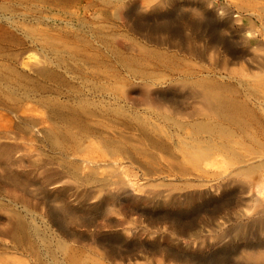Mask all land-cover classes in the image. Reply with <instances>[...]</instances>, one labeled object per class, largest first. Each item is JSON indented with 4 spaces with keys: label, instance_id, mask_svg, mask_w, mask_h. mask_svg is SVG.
Segmentation results:
<instances>
[{
    "label": "rangeland",
    "instance_id": "374dc122",
    "mask_svg": "<svg viewBox=\"0 0 264 264\" xmlns=\"http://www.w3.org/2000/svg\"><path fill=\"white\" fill-rule=\"evenodd\" d=\"M0 69V264H264V168L239 172L264 160V0H0ZM205 82L249 95L244 160L194 157L228 140L195 127Z\"/></svg>",
    "mask_w": 264,
    "mask_h": 264
},
{
    "label": "bare ground",
    "instance_id": "6f19581e",
    "mask_svg": "<svg viewBox=\"0 0 264 264\" xmlns=\"http://www.w3.org/2000/svg\"><path fill=\"white\" fill-rule=\"evenodd\" d=\"M142 26V25H141ZM145 26H142V28H139L140 30L138 31H142L143 36L147 37L150 40H155V41H164L165 39L160 37V38H153L152 37V33L150 30H147L146 28H144ZM153 38V39H152ZM59 46H57L56 44H54V51L56 52L58 50ZM67 52L70 53V57L69 60H73L76 61L77 60V56L75 54V52L73 51H69L67 50ZM61 53H63L61 51ZM60 55V53H59ZM64 55V54H62ZM64 60H67L66 58ZM84 72V70L82 71ZM92 74H98V72H93ZM84 76H91L90 74H87V72H84ZM0 79H5V75L3 74L2 70L0 69ZM8 79V77H7ZM63 82L65 84H68L69 82H67L66 80H63ZM116 83L119 84L118 81H116ZM116 83H114V87L116 85ZM243 84V86H247L248 82L247 81H242L241 82ZM92 84V83H91ZM246 84V85H245ZM187 85V84H185ZM201 88L197 87L195 88L194 86L191 85V87L193 88V92L191 93L192 95H194L196 98H199L201 103L206 107V109L209 111V115H207V118H202L201 120H198L195 124H197L198 126L195 127H199L201 129H206L209 130V128L212 127V125L214 124L215 126H219V134L226 137L228 140L226 142L220 143L218 145L216 144H212V145H206L203 146V149L197 147V144L194 145L193 143L189 144V147L192 145L194 146L195 149H198L196 152L198 155L196 156L194 154V157H200L203 154L209 152V150L211 149V146L213 148H219L225 151H228V153H230V155L232 156H237L239 157L240 160H244V158H242V154L239 153L237 151V149L235 148L234 142L237 141L234 137L236 131L232 128L231 124H239L243 129L246 128L247 123H245L243 120L240 123L241 117H242V112L244 114V112L248 111L249 108L251 107V101H250V97L249 95L246 93V96L243 95H235V94H229L224 90H221V88H219L218 86L209 84V83H204L200 85ZM80 87V86H79ZM101 86L99 85V83L97 81H95L90 89H94L95 92H97V90H103V88H100ZM80 91H82V89H80ZM89 104L93 103V105L96 103L95 102H91L89 101V99H85ZM144 103L149 104L150 107H152V116H157L159 118H164L165 120H172L174 123L180 124V125H191L193 123L191 122H186L183 121V117H191L194 115L195 111L190 110V108L185 107L184 105H182L181 103V99L174 97V95L168 93L166 90L163 89H146L144 90ZM82 103H86V102H82ZM122 109V108H121ZM163 109V111H159ZM168 111V112H167ZM250 111V110H249ZM95 111H92L90 113H94ZM116 112H121L119 109H116ZM116 112L114 111V115H116ZM74 114L80 115L79 110L75 109L74 110ZM67 115H71V114H67ZM217 116L219 118V122H215L213 119V116ZM117 116V115H116ZM121 117V116H119ZM150 117H147V120H149ZM140 118V117H139ZM261 118V117H260ZM255 120L258 121V119L255 116ZM262 120V119H261ZM214 121V122H213ZM193 122V121H192ZM217 124V125H216ZM212 134L211 137L213 135H216V133L213 134V132L211 131ZM218 135V133H217ZM219 136V135H218ZM191 139L194 138L193 134H190ZM198 140V139H197ZM194 138V141H197ZM159 142V141H158ZM198 142V141H197ZM200 143V141L198 142ZM193 155H191L192 157ZM264 168V160H260V161H256L250 164H245L242 165L240 168V174H248V175H252L256 172H259L260 170H262ZM259 187V191L261 193L264 194V177L261 174L259 179L256 181ZM25 224L21 221H11L9 222V228L6 231V233H15L16 231H19L21 228H23Z\"/></svg>",
    "mask_w": 264,
    "mask_h": 264
}]
</instances>
